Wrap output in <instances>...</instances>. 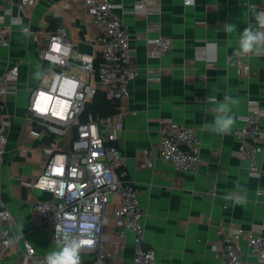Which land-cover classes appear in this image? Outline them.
<instances>
[{"label": "crops", "instance_id": "crops-1", "mask_svg": "<svg viewBox=\"0 0 264 264\" xmlns=\"http://www.w3.org/2000/svg\"><path fill=\"white\" fill-rule=\"evenodd\" d=\"M113 1L114 13L129 30L139 69L129 98L119 103L124 113L119 145L128 175L139 188L144 244L155 250L159 264H223L217 249L222 231L238 225L264 235V151L258 157L259 177L251 175L249 160L236 154L241 146L237 131L250 102L264 108V56H235L238 33L229 35L223 27L235 23L242 29L252 22L251 5L264 11V0H195L194 6H186L184 0H160L161 12L151 15L134 11L138 0ZM10 8L0 0V18L10 40L0 46V76L15 64L20 72L17 91L2 99L9 124L0 192L14 215V232L26 233L36 251L46 256L60 244L53 241L50 225L42 222L41 215L30 211L39 200L38 191L25 185L39 177L47 159L43 148L51 143L33 135V128L42 126L34 123L28 110L31 91L50 79L39 53L48 35L64 26L76 55L93 54L100 60L103 33L84 0H38L26 13ZM155 24L159 28L148 31ZM159 36L170 38L172 48L154 57L149 53ZM62 70L79 73L75 66ZM210 94L217 99L229 94L239 100L230 135L206 128L215 115L214 105L206 103ZM165 118L196 130L201 141L198 172H184L159 159L152 166L146 164L147 151L158 154ZM261 122L264 126V115ZM64 146H69L67 139ZM22 149L32 151L22 155ZM237 183L247 191L242 205L223 198L238 192ZM113 200L120 205L117 195ZM242 245L248 249L246 238ZM24 252L23 243L15 245L0 264H24ZM119 254L132 260L134 240L129 231ZM81 257L82 262L90 258L86 253Z\"/></svg>", "mask_w": 264, "mask_h": 264}, {"label": "built area", "instance_id": "built-area-1", "mask_svg": "<svg viewBox=\"0 0 264 264\" xmlns=\"http://www.w3.org/2000/svg\"><path fill=\"white\" fill-rule=\"evenodd\" d=\"M5 1L11 10L17 8L26 13L38 0ZM84 3L103 33L100 60L93 54L76 55L64 26L48 35L39 53L50 79L46 86L31 91L28 110L34 123L42 126L33 128V135L49 138L51 143L43 148L47 159L39 177L25 185L49 192L52 198L37 200L30 211L39 213L42 222L50 225L51 237L58 244L67 238L93 241L91 247L82 248L81 253L90 256L82 264H159L155 250L144 244L145 214L139 188L128 175L119 145L124 129V113L119 103L129 98L130 84L139 74L134 63L135 48L122 17L114 13L113 0H84ZM134 11L159 14L160 0H138ZM158 28L155 24L148 31ZM9 42L8 30L0 18V46H7ZM153 44L149 54L154 57L172 48L171 39L164 36L156 38ZM68 66H75L79 73L62 70ZM19 72L20 66L15 64L0 76V171L5 162L9 124L2 99L17 91ZM98 91L118 104L115 112L94 115L87 111ZM249 107L244 124L237 131L241 146L236 154L248 159L251 175L259 177L258 157L264 151L261 122L264 108L257 101H251ZM163 121L165 127L158 154L147 151L146 164L152 166L159 159L181 171L198 172L201 141L196 130L171 118ZM66 139L68 147L64 146ZM28 151L32 150L22 149L21 154L27 155ZM115 195L120 199L119 206H115ZM14 223V215L0 192V261L13 246L23 243L24 264H46V256L36 251L26 233L14 232ZM110 227L114 231H108ZM128 231L134 240L131 261L121 259L119 254ZM221 235L217 249L223 264H264V235L238 225H231ZM243 238L247 240V250L242 245Z\"/></svg>", "mask_w": 264, "mask_h": 264}, {"label": "clouds", "instance_id": "clouds-1", "mask_svg": "<svg viewBox=\"0 0 264 264\" xmlns=\"http://www.w3.org/2000/svg\"><path fill=\"white\" fill-rule=\"evenodd\" d=\"M184 3L186 6H194L195 0H184ZM250 12L252 22L242 29L235 23H227L223 27L229 35L238 33V47L233 53L237 57L264 56V11H257L253 4ZM36 75L38 78L39 73ZM206 103L214 105L212 110L215 113L212 122L207 124L206 128L217 135H230L237 122L233 109L239 104L238 98L225 94L222 99H217L216 96L210 94L206 98ZM236 187L238 189L236 194H229L223 198L233 200L234 204L242 205L247 202V191L239 183ZM92 245L91 240L67 238L56 249L48 252L45 257L46 264H82V248Z\"/></svg>", "mask_w": 264, "mask_h": 264}, {"label": "trees", "instance_id": "trees-1", "mask_svg": "<svg viewBox=\"0 0 264 264\" xmlns=\"http://www.w3.org/2000/svg\"><path fill=\"white\" fill-rule=\"evenodd\" d=\"M118 104L107 98L103 91H98L93 101L88 105L87 111L94 115H107L117 110Z\"/></svg>", "mask_w": 264, "mask_h": 264}, {"label": "water", "instance_id": "water-1", "mask_svg": "<svg viewBox=\"0 0 264 264\" xmlns=\"http://www.w3.org/2000/svg\"><path fill=\"white\" fill-rule=\"evenodd\" d=\"M38 191V198L40 200H49L52 198V194L43 190H37Z\"/></svg>", "mask_w": 264, "mask_h": 264}, {"label": "rangeland", "instance_id": "rangeland-1", "mask_svg": "<svg viewBox=\"0 0 264 264\" xmlns=\"http://www.w3.org/2000/svg\"><path fill=\"white\" fill-rule=\"evenodd\" d=\"M70 134H71V132H70Z\"/></svg>", "mask_w": 264, "mask_h": 264}]
</instances>
